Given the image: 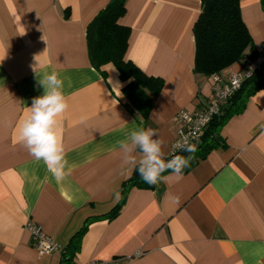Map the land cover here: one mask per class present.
<instances>
[{
	"label": "crops",
	"instance_id": "0c3cea01",
	"mask_svg": "<svg viewBox=\"0 0 264 264\" xmlns=\"http://www.w3.org/2000/svg\"><path fill=\"white\" fill-rule=\"evenodd\" d=\"M110 0H0V264H264V87L233 112L218 132L222 145L177 177L131 186L110 217L122 184L120 142L153 129L170 153L179 110L194 111L212 93L210 76L195 73L193 25L201 0H125L118 20L130 29L125 59L163 80L147 119L125 103L116 68L102 74L89 60L86 28ZM254 50L264 51L260 0H240ZM243 64L224 70H238ZM56 71L68 109L58 117L68 173L57 182L19 142V129L39 78ZM229 110V109H228ZM133 155L139 158V149ZM31 220L60 245L39 254ZM84 227L78 249L62 251ZM141 255L135 257L134 253Z\"/></svg>",
	"mask_w": 264,
	"mask_h": 264
},
{
	"label": "trees",
	"instance_id": "16d2710c",
	"mask_svg": "<svg viewBox=\"0 0 264 264\" xmlns=\"http://www.w3.org/2000/svg\"><path fill=\"white\" fill-rule=\"evenodd\" d=\"M124 3L125 0H110L87 25L88 55L91 65L102 74H105V71L101 68L106 64L111 63L116 68L119 78L125 82L122 88L125 104L137 117L145 120L151 112L155 97L163 86V80L146 75L135 64L125 59L130 29L118 22L125 13ZM260 3L264 10V0H260ZM193 36L195 73L206 76L221 74L232 66L243 64L246 57H254L258 54L254 50L251 36L242 20L240 0H201V10L193 25ZM262 87H264V63L251 77L242 82L240 88L228 101L234 106H243L246 98ZM232 112V105L223 113L220 111L219 115L211 120L200 141L191 144L195 145L197 150L192 154L194 159L189 167L183 169V172L193 168L199 160L223 144L218 132ZM175 155L187 157L189 153L182 149L162 159L167 162ZM168 172L171 171H166L162 175ZM131 186H150L141 179L138 165L135 166L130 177L123 182L119 202L109 214L110 217L119 212ZM83 232L84 227L62 251L64 260L71 258L65 256L67 252L72 255L78 249L79 238Z\"/></svg>",
	"mask_w": 264,
	"mask_h": 264
},
{
	"label": "clouds",
	"instance_id": "9594fccd",
	"mask_svg": "<svg viewBox=\"0 0 264 264\" xmlns=\"http://www.w3.org/2000/svg\"><path fill=\"white\" fill-rule=\"evenodd\" d=\"M43 87V94L34 97L29 114L23 120L19 129V142L28 150L29 154L37 161H43L48 171L59 183L68 174L66 166V152L62 137L58 129V117L69 107L68 100L63 93V80L56 71L45 74L39 78ZM157 133L153 129L132 130L126 140L120 142L122 162L124 165H138L141 179L150 185H156L162 179V173L171 171L179 177L183 169L189 167L196 152L195 145L177 144L188 152L187 157L175 155L167 162L162 159V141L154 138ZM139 149V158L133 155Z\"/></svg>",
	"mask_w": 264,
	"mask_h": 264
},
{
	"label": "built area",
	"instance_id": "2783aa9c",
	"mask_svg": "<svg viewBox=\"0 0 264 264\" xmlns=\"http://www.w3.org/2000/svg\"><path fill=\"white\" fill-rule=\"evenodd\" d=\"M262 63H264V51L258 52L254 57H246L238 70L230 71L225 76L222 74L210 76L212 80L210 97L194 111L179 110L175 113L173 119L177 125L176 136L171 144L169 154L178 153L183 149L176 147L178 143L191 145L200 141L211 120L219 115L222 107L240 88L242 82L251 77ZM24 228L29 232L34 248L39 254H49L60 250V245L48 237L42 228L33 221L28 220ZM140 255V251L134 253L135 257ZM127 260L126 257H118L109 261H94L88 264H125Z\"/></svg>",
	"mask_w": 264,
	"mask_h": 264
}]
</instances>
